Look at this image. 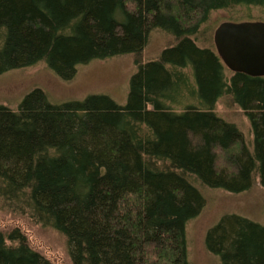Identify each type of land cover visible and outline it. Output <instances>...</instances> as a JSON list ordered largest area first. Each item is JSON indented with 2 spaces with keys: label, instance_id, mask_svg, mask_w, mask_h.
<instances>
[{
  "label": "trees",
  "instance_id": "trees-1",
  "mask_svg": "<svg viewBox=\"0 0 264 264\" xmlns=\"http://www.w3.org/2000/svg\"><path fill=\"white\" fill-rule=\"evenodd\" d=\"M236 7L264 0H0V75L44 64L69 80L125 55L136 68L124 105L56 104L39 87L0 105V209L62 235L72 264H189L204 189H264V77H228L201 31ZM154 31L175 42L143 61ZM224 99L251 137L217 113ZM204 243L217 264H264V224L245 216H221ZM0 264L52 263L14 227L0 229Z\"/></svg>",
  "mask_w": 264,
  "mask_h": 264
},
{
  "label": "rangeland",
  "instance_id": "rangeland-1",
  "mask_svg": "<svg viewBox=\"0 0 264 264\" xmlns=\"http://www.w3.org/2000/svg\"><path fill=\"white\" fill-rule=\"evenodd\" d=\"M225 20L264 21V11L256 7L216 11L209 15L201 31L211 38L215 28ZM174 42L172 36L154 31L142 60L155 58L160 50ZM135 71L133 57L130 55L95 60L79 66L74 77L69 80H62L44 64L7 71L0 75V105L16 109L23 96L37 87L45 92L50 102L56 104L83 100L92 94H104L124 105L127 101L129 80ZM225 72L228 77L232 74L228 69ZM216 110L226 120L235 123L246 138L251 137L247 119L235 105L224 99L218 103ZM204 196L205 208L186 226L189 264H217L216 258L206 250L204 238L207 230L221 216L235 213L264 224V189L260 186L241 194L204 189ZM14 227H19L27 236L30 246L52 264H72L66 240L62 235L41 227L27 217L0 209V229L9 231Z\"/></svg>",
  "mask_w": 264,
  "mask_h": 264
},
{
  "label": "water",
  "instance_id": "water-1",
  "mask_svg": "<svg viewBox=\"0 0 264 264\" xmlns=\"http://www.w3.org/2000/svg\"><path fill=\"white\" fill-rule=\"evenodd\" d=\"M213 43L228 70L264 76V21L223 22L214 31Z\"/></svg>",
  "mask_w": 264,
  "mask_h": 264
},
{
  "label": "flooded vegetation",
  "instance_id": "flooded-vegetation-1",
  "mask_svg": "<svg viewBox=\"0 0 264 264\" xmlns=\"http://www.w3.org/2000/svg\"><path fill=\"white\" fill-rule=\"evenodd\" d=\"M253 21H255V20H253ZM223 22H225V23H227V22H228V23H237V24L240 23V24H241L242 22H249V21H241V20H228V21H226V20H225V21H223ZM223 22H222V23H223ZM219 25H220V24H219ZM219 25H218V26H219ZM218 26H217V27H218ZM217 27H216V28H217ZM216 28H215V29H216ZM213 34H214V33H213ZM220 60H221V59H220ZM221 62H222V61H221ZM223 65H224V64H223ZM224 67H225V65H224ZM225 68H226V67H225ZM226 69H227V68H226ZM229 71H230V70H229ZM230 72H232V71H230ZM232 73H234V72H232ZM260 77H264V76H260Z\"/></svg>",
  "mask_w": 264,
  "mask_h": 264
}]
</instances>
